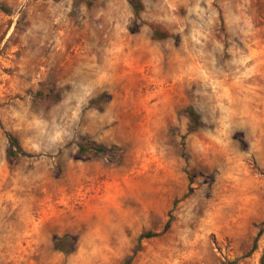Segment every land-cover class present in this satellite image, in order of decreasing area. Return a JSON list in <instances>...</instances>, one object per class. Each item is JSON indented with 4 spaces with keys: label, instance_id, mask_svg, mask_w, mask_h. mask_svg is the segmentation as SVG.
Here are the masks:
<instances>
[{
    "label": "rangeland",
    "instance_id": "rangeland-1",
    "mask_svg": "<svg viewBox=\"0 0 264 264\" xmlns=\"http://www.w3.org/2000/svg\"><path fill=\"white\" fill-rule=\"evenodd\" d=\"M140 1L0 0V264H264V0Z\"/></svg>",
    "mask_w": 264,
    "mask_h": 264
},
{
    "label": "trees",
    "instance_id": "trees-1",
    "mask_svg": "<svg viewBox=\"0 0 264 264\" xmlns=\"http://www.w3.org/2000/svg\"><path fill=\"white\" fill-rule=\"evenodd\" d=\"M130 4L134 10V13L136 16L140 15V12L142 11V2L140 0H130ZM154 38L159 39H167L168 36L165 34H161L159 32L154 33ZM187 114L192 122V131H198L202 127V120L201 116L195 111L194 108H188ZM110 151L108 148L104 147L103 145L97 144V143H81L79 146V150L77 152V158L80 160L87 159L89 156H98L100 154H104L106 152ZM113 154L119 155L121 153V150L117 147H114L112 150ZM8 157L12 160H17L24 157H31L30 154L25 152L23 148L20 146L19 141L16 138H11V146L8 150ZM154 234L148 233L145 235L147 238L153 237ZM64 243L63 239H57L55 241V245L58 249L61 250V247ZM132 259L130 258L125 264H130Z\"/></svg>",
    "mask_w": 264,
    "mask_h": 264
}]
</instances>
